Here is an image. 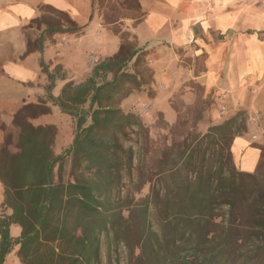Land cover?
<instances>
[{
  "label": "trees",
  "instance_id": "16d2710c",
  "mask_svg": "<svg viewBox=\"0 0 264 264\" xmlns=\"http://www.w3.org/2000/svg\"><path fill=\"white\" fill-rule=\"evenodd\" d=\"M40 11L32 23L46 25L49 33L83 29L53 6ZM44 39L34 45L42 49ZM141 51L121 40L118 51L85 81L65 83L58 97L49 92L48 99L75 121L74 139L61 153L53 149L56 126L32 122L51 111L46 99L25 103L16 112L17 142L12 148L9 136L0 146V264L13 252L22 264H102V237L109 259L113 247L126 249V264H264V147L255 171L237 168L230 150L237 117L204 134L212 139L216 130L218 146L232 136L229 160H222L221 147L214 167L206 162L203 140H183L173 158L174 147L164 149L160 168L147 164L148 138L138 150L127 144L129 129L143 133L146 126L116 97L135 78L126 67L139 61ZM42 66L51 88L54 76L44 61ZM99 75L104 79L98 81ZM68 158L73 179L65 181ZM125 175L138 190L150 185L138 202L121 196ZM13 225L21 228L18 236Z\"/></svg>",
  "mask_w": 264,
  "mask_h": 264
},
{
  "label": "crops",
  "instance_id": "0c3cea01",
  "mask_svg": "<svg viewBox=\"0 0 264 264\" xmlns=\"http://www.w3.org/2000/svg\"><path fill=\"white\" fill-rule=\"evenodd\" d=\"M139 1L146 14L133 29L140 44L152 52L149 56L155 65L153 86L159 92H154L151 100L165 96L160 91L164 85L156 78L157 75L166 77L163 66L168 64V69L174 73L183 68L190 71V77L201 83L205 95H213L225 103L227 118L242 110L250 112L253 117L255 108L260 109L264 117V0ZM43 5L67 12L83 27L82 31L49 33L46 25H33L32 20L40 15ZM96 7L94 0H0V62L4 70L0 78V115L4 120L2 124L15 128L14 144L20 131L14 125L16 112L25 103L46 99L51 111L38 115L32 122L56 126L53 145L56 154L71 145L75 128L68 134L67 146L63 148L60 144L61 129L50 118L54 114L71 115L61 111L48 99V95L51 92L58 97L64 84L69 82L58 77L60 71H66L69 79H73L74 74V79L78 74L80 78L84 74L85 78L92 75L95 65L88 56L98 44L102 43L101 57L118 51L119 37L96 14ZM149 22L155 28H166L167 35L163 32L157 36H143V25ZM109 36L113 39L111 47L105 43ZM40 37L45 38L42 49L34 45ZM180 54L186 57L203 54V66L196 73L193 65L180 59ZM42 61L54 76L51 88H48L51 79L44 72ZM167 76L172 83L165 101L170 104V95L186 80L177 79L170 73ZM71 121L74 122L72 116ZM261 124L234 134L230 150L239 170L253 172L261 161L263 149L253 137L263 134L264 124ZM5 135L0 126V146ZM2 201L3 193L0 191V210ZM11 231L18 236L21 228L13 225ZM14 259L22 264L15 252L8 255L4 264Z\"/></svg>",
  "mask_w": 264,
  "mask_h": 264
},
{
  "label": "rangeland",
  "instance_id": "374dc122",
  "mask_svg": "<svg viewBox=\"0 0 264 264\" xmlns=\"http://www.w3.org/2000/svg\"><path fill=\"white\" fill-rule=\"evenodd\" d=\"M95 2L97 6L96 14L102 19L104 24L108 29H110V31H112L113 34H116L117 36L120 35L122 39L120 38L119 41L121 42L122 40V42H132L133 45L138 48V50H142L139 55V61L135 64L132 61L128 67H126L128 72L134 74L139 85L134 81L135 78L128 79L124 83L123 88L117 94L116 99H118V105L126 113L131 112L136 114L146 126V131L143 133L140 131V129L139 131L138 129H129V137L127 138L126 142L128 145L133 144L138 150L140 145H142L148 138L149 149L147 154H145L147 164L149 163L160 168V165L162 166V164L159 160L164 149L172 148L173 146L174 148L172 149H174V152H171V150L169 152V154H172L170 155L173 158L176 149H178V144L186 139L187 141L191 142L203 140V146L207 145L208 148V159L206 162H208V166L212 165L214 167L215 164L218 165V149L221 147L224 149L222 160L225 162L229 160L228 153L232 136H229L228 141H223L222 144L218 146V132L216 130L214 132V134H216L214 138L211 139V137H204V134L209 131L211 126L220 124L234 117H237V120L234 124L235 133L247 130L253 125L257 127L261 126V123L264 124L263 112L257 108L254 109L253 117L250 112L242 110L239 111L237 115L227 118V106L225 103L219 102V100L213 97V95H205V90L201 83L190 77V71H187L185 68H183L182 70L176 71V73H174L172 70L168 69V64L163 66V72L166 74V77L157 75L156 78L158 83H163L164 86L160 91L165 96L171 90L172 82L167 76L169 73L172 74L173 77L176 76L177 79L180 77L186 81L180 85L174 94L170 95V104L165 101V96L160 98L157 97L155 100H151V96L154 94V92H159V90L157 88L155 89L153 86V73L155 65L152 62V57L149 56L152 52L151 49H145V46L140 44V41L137 39V35L133 29L136 23L145 17L146 10L143 8L139 0H95ZM143 26V36H151L153 34L157 36L163 32L164 35H167V32H165L166 28H155L153 23H145ZM112 40L113 39H110V36L106 39L105 43H107V46H112ZM101 51L102 43L98 44L96 50L88 56L89 59L94 63L95 67L100 62L110 59V57L113 55L101 57ZM180 55L181 60L195 67L196 73L203 66V54L194 56L187 55V57L186 55ZM169 60L170 59L167 61ZM3 75L4 70H2L0 62V78H2ZM75 75L76 74L73 75V79H69V74H67L66 71H60V73H58L59 78L63 77L64 79H68L69 81H72L76 84H80L86 80L85 74L82 76V78H80L78 74V78L74 79ZM111 77L112 74H107V79H110ZM170 78H172V76H170ZM103 79V76L99 75L97 77L98 81ZM218 114H220L219 117ZM214 115L216 116L214 117ZM50 118L56 121V124L61 129L60 144L63 145V148L66 147L68 142V134H71L72 131H74L75 125H73V123H75V121H71V116L67 114L60 116L54 114ZM2 122H4V120L2 115H0V126L6 133L5 141L8 140L9 136H11L12 139L15 128L12 126H6L2 124ZM262 133L263 134L259 136L253 137L255 138V143L264 147V131H262ZM5 141L2 142L1 145L5 143ZM11 146L12 148L14 147V140ZM198 157L199 156L197 155V161ZM71 163V158H68L64 163L63 179L65 181L73 179L71 175ZM133 175L135 178V173ZM190 176L194 178L195 173L190 172ZM157 178L158 177L154 176L152 182H155ZM124 180L125 186L122 190L121 196L125 197L126 195H129L133 200L132 203L138 202L150 190L149 184H145L141 190H138V187L135 186L136 181H132V178L128 175H125ZM0 191L3 193V186ZM152 218L154 220V227L157 228L154 215ZM102 240V264L127 263L128 256L125 248L121 247L118 249V251H115L113 247L111 250V259H109L108 241L106 237H102ZM9 264H18V261L14 259L13 261H10Z\"/></svg>",
  "mask_w": 264,
  "mask_h": 264
}]
</instances>
